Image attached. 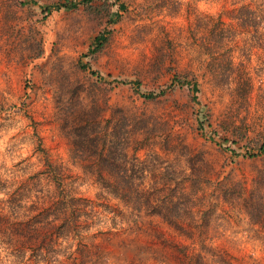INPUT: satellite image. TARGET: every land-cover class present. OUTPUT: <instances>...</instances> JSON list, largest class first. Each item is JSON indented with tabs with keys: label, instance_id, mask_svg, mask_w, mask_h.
<instances>
[{
	"label": "rangeland",
	"instance_id": "obj_1",
	"mask_svg": "<svg viewBox=\"0 0 264 264\" xmlns=\"http://www.w3.org/2000/svg\"><path fill=\"white\" fill-rule=\"evenodd\" d=\"M78 1L0 0V264H264L259 137L222 129L228 97L202 80L196 100L168 87L198 65L201 13L255 0ZM234 41L241 126L264 119V28Z\"/></svg>",
	"mask_w": 264,
	"mask_h": 264
},
{
	"label": "trees",
	"instance_id": "obj_2",
	"mask_svg": "<svg viewBox=\"0 0 264 264\" xmlns=\"http://www.w3.org/2000/svg\"><path fill=\"white\" fill-rule=\"evenodd\" d=\"M92 1L93 0H79L78 4H89ZM67 3L68 2L57 3L55 7L58 9L67 7ZM78 4L71 2L68 7H77ZM126 6L127 3L124 1L121 2L118 6V11L126 9ZM47 8L46 10L50 9L49 7ZM254 8L256 10L249 11L248 4L247 6L246 4H242L239 7L237 15H230V9L228 7L223 8L220 12L215 14L201 13L197 24L201 32L197 43L201 55L198 59V65L194 70L191 68L179 70L176 67H170L173 74V82L168 87L171 88L175 86V83L187 85L192 92L193 100H196L197 93L201 91L199 88V80H202L203 83L209 87L212 97L221 98V96L227 95L229 100L227 104L229 112L221 128L227 133H229V130L237 131L240 128H242L244 134L245 132H252L253 139L254 136L259 137L257 140L258 144L256 145V155H259L264 154V119L255 116L249 121L245 117L240 126L237 123V118H242L233 113L235 107L241 102L243 103V101L247 102L246 100L250 98V95H252L255 90L254 77L251 75L245 59H240L236 62V57L234 55L235 52H241V55H243V52L248 49L245 41H240L238 43L234 41L235 38L242 37L245 33L249 32L250 27H252L254 32H258L260 28H264L263 26H259L258 21H256V15L261 13V21L264 23V1L261 0L259 3L258 0H255ZM43 10H45V8ZM225 13L227 16H225ZM115 20H117V17ZM165 35L168 36L167 32ZM106 41L107 37L104 34L101 33L96 35L93 39V43H91L89 47V53L97 52ZM251 47H257V43H254ZM89 72L99 79L101 78L97 71L90 69ZM121 83L128 82L121 81ZM130 83L134 86L137 85L135 81ZM163 90L164 89H161L159 92ZM155 94V91H150L143 93V97L152 98ZM246 120L248 122H246ZM207 123L215 134H220V131L214 127L212 122L207 121ZM203 125V122L199 121V129L202 130ZM254 133H256V135ZM222 138V143L216 144H227L226 146L224 145V148L235 153L236 148L232 147V145L236 144V142H234L235 139H230L228 137ZM253 139H249L248 136L245 137L247 142L242 143V145L248 148L250 143L255 142ZM247 154L251 156L255 155V153L253 154L248 150L246 151V155H243L248 156ZM114 192L116 193L117 189H115Z\"/></svg>",
	"mask_w": 264,
	"mask_h": 264
}]
</instances>
